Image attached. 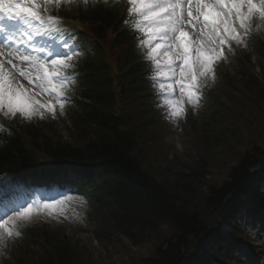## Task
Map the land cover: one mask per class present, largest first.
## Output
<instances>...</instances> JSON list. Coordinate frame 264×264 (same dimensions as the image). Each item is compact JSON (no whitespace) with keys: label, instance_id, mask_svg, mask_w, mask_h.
<instances>
[{"label":"snow or ice","instance_id":"1","mask_svg":"<svg viewBox=\"0 0 264 264\" xmlns=\"http://www.w3.org/2000/svg\"><path fill=\"white\" fill-rule=\"evenodd\" d=\"M79 2L87 6L90 0H0V49L7 50L0 51V116L22 122L45 119L46 114L55 119L57 107L63 114L82 49L78 37L52 12ZM127 3L124 23L137 34V49L151 67L148 79L156 90L157 107L173 122L185 116V103L193 109L200 106L201 89L207 80H215L216 65L227 59L225 49L233 51V43L246 46L254 22L264 21V0ZM17 75L28 87L15 79ZM7 131L0 121V133ZM21 187L0 177V191L11 193L0 201V245L19 237L20 224L30 222L34 214L43 210L55 218L63 215L66 203L79 199L40 194L23 199Z\"/></svg>","mask_w":264,"mask_h":264},{"label":"trees","instance_id":"2","mask_svg":"<svg viewBox=\"0 0 264 264\" xmlns=\"http://www.w3.org/2000/svg\"><path fill=\"white\" fill-rule=\"evenodd\" d=\"M97 68L102 73L99 83L85 94L90 101L82 116L86 141L82 147L62 145L53 151L52 158L60 161L59 157L68 154L73 161L101 162L109 174L105 187L114 197L111 217L118 231L133 243H143L149 235L159 233L152 253L135 264H181L191 243L205 230L206 215L221 212L229 206L226 203L233 193L246 190L253 154L259 150L253 143L239 152L226 179L217 185L208 184V173L200 170V162L176 178L156 179L142 168L138 142L125 127L123 117L112 113L114 105L105 64L99 63ZM260 96L264 102V92ZM222 146L220 143L218 148ZM162 228L165 233L160 231ZM76 255L68 245L55 246L52 256L45 257L41 264H82Z\"/></svg>","mask_w":264,"mask_h":264},{"label":"rangeland","instance_id":"3","mask_svg":"<svg viewBox=\"0 0 264 264\" xmlns=\"http://www.w3.org/2000/svg\"><path fill=\"white\" fill-rule=\"evenodd\" d=\"M64 23L74 28L77 27V24L73 21H64ZM253 34L259 35L258 31L252 29L249 37ZM260 35L264 37L263 33ZM232 48L233 51L231 52L225 49L227 59L220 61L216 65L215 75H220L222 72L228 71L229 74L235 75L236 79L232 78L229 81L231 85L228 88L225 87V82H216V93L212 97L217 107L214 110L215 115L212 120H218L221 114L220 110L224 109L226 112L231 111V113L226 115L222 120L225 126L231 124L230 130L226 132H224L225 128L222 130V134L225 133L221 139L223 146L219 148L204 147L202 146V136L200 132L189 130L192 125L199 126V122L206 115L205 111L208 109L209 105L200 102V106L193 109L191 105L187 104L189 111L182 122V129L178 132H172L167 126L163 132L167 145L162 146L163 136L158 134L159 132H157L158 130H156L155 127H145L143 130V136L147 140V143L142 147L143 149H141L143 154L142 160H144V162L142 161L144 165L142 168L148 170L156 179L169 180L170 178H176L178 173L184 172L188 168H195L196 164L194 163L200 160V170H204L203 173H208V180H206L208 184H220L221 181L226 179L227 170L232 165L237 154L247 149L250 144H253L254 141H257V139H260L264 135V107L261 99L262 96H259V91L254 93L253 91L250 92L245 89L240 90L235 87V83L240 79L238 78L240 74L245 76L244 80H247L251 73L256 74L258 77H253L254 80L261 83L262 77L264 78V62L256 58L255 60H251L248 71L239 70L237 72L235 66L236 54H234L236 48L235 43L232 44ZM82 49L89 51L86 45L82 46ZM238 58L239 61H241L239 55ZM224 81L228 80L224 79ZM209 86L210 85L206 81L202 89L209 88ZM258 90L264 92V87L261 85L260 88L258 87ZM251 97L257 99H252ZM219 108L222 109L219 110ZM199 110L201 111L199 112ZM137 112L138 109L135 110L134 116ZM67 113L60 121L52 122L53 126L58 130L57 133L44 131L43 134L56 141H61L60 137L67 139V131L65 129ZM157 119L158 123L161 124L159 116ZM220 119L222 118L220 117ZM63 120L65 123H63ZM205 120H207V118H205ZM213 126L214 124H210L208 128H213ZM185 127H187L186 131H184ZM244 144L246 147H242ZM239 147L241 148L240 151L238 149ZM171 157L175 158L172 162H170V159H172ZM166 158H169L168 162H166ZM202 166L205 169L202 168ZM79 204L83 212L86 211V207L82 203ZM78 210L79 207H76L74 209V214L70 217L63 213V215H57L55 218L50 217L46 211L42 210L40 214L33 215L31 221L37 219L48 220L51 231L55 232L60 230L62 233H67L69 237L74 236L75 239L80 240L78 245L75 246L77 249L76 252H78L77 259L85 264H135L139 260L145 259L146 256H149L153 251V243L155 242V238L159 236V233L149 235L148 237L145 236L147 241L143 243L139 242L138 244L131 242L127 236L111 239L109 244H98L92 237V229L83 221V213H78ZM77 214H79V217H77ZM257 222L252 220L244 228L249 235V241H242V253L248 254L251 258L254 257L252 259L249 258V261H253L259 255H262L264 258V246L260 247L258 244H255L256 248L260 247V249L254 250L252 253L249 252L251 241L254 240L255 235H257L260 230H264V222L261 223L259 220H257ZM160 231L165 233L164 228L160 229ZM260 238L264 240L263 232H261ZM4 244L10 245L9 249L5 251V253L9 255V258L7 261L3 262L0 257V264H13V262L10 263V260L13 258L15 251L21 246L19 251L22 252L23 244L20 241L16 242L9 238L5 239ZM259 252H261V254ZM263 258L258 261L259 264L262 263ZM30 264L35 263L32 260Z\"/></svg>","mask_w":264,"mask_h":264},{"label":"bare ground","instance_id":"4","mask_svg":"<svg viewBox=\"0 0 264 264\" xmlns=\"http://www.w3.org/2000/svg\"><path fill=\"white\" fill-rule=\"evenodd\" d=\"M255 24H259V28L258 29H260L261 31H263L264 30V21H259L258 19L254 22ZM66 182H68V179H66V180H64V181H58V185L59 186H62L63 184V187L62 188H64V186H68V184L66 183ZM64 190V189H63Z\"/></svg>","mask_w":264,"mask_h":264}]
</instances>
